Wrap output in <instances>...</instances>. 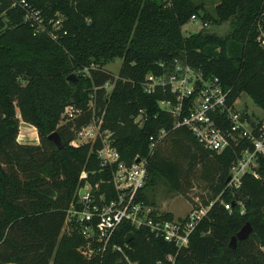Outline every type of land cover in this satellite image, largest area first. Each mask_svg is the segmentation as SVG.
<instances>
[{"label": "trees", "instance_id": "obj_1", "mask_svg": "<svg viewBox=\"0 0 264 264\" xmlns=\"http://www.w3.org/2000/svg\"><path fill=\"white\" fill-rule=\"evenodd\" d=\"M23 1L24 7L19 0H0V264H126L111 244H123L128 232L124 251L135 264H155L173 250L146 228L122 222L102 253L86 258L78 250L84 239L76 225L69 233L61 231L69 204L79 207L80 170L87 172L94 200L115 196L111 169L101 167L94 153L98 142H69L73 128L90 117L89 100L95 110H104L102 126L112 130L120 159L147 157L145 183L137 193L146 203V190L157 177L169 189L182 191L176 155L189 157L188 168L194 162L211 167L205 172L211 191L202 203L220 190L226 202L242 199L241 213L236 201L229 210L214 201L174 264H264V157L256 158L259 177L243 174L231 192L224 187L228 167L248 141L220 152L202 148L186 128H171L172 116L158 105L159 99H173L172 93L166 88L146 93L140 85L145 73L168 70L178 58L199 68L203 76H217L229 89L228 104L244 92L264 114V49L255 41V20L264 0H218L211 9L202 0ZM27 7L46 19L62 16L55 38L34 31V22L23 19ZM192 14L207 27L183 33L181 26ZM224 22L227 29L221 33L210 28ZM113 57L120 58L115 76L103 68ZM83 67L85 73L66 79ZM106 82L111 83L108 92ZM67 104L76 107L77 114L58 123ZM139 109L144 119L137 126L132 117ZM243 115L251 123L259 120ZM19 119L34 126L38 143L16 140ZM218 125L227 127L224 114ZM160 128L174 136L176 155L164 154L162 146L148 155V135ZM52 130L60 139L58 147L47 138ZM246 221L251 231L232 246L230 237Z\"/></svg>", "mask_w": 264, "mask_h": 264}, {"label": "built area", "instance_id": "obj_2", "mask_svg": "<svg viewBox=\"0 0 264 264\" xmlns=\"http://www.w3.org/2000/svg\"><path fill=\"white\" fill-rule=\"evenodd\" d=\"M18 3L23 7L26 5L23 0H19ZM263 14L264 10L255 20V41L262 49H264ZM42 18L38 10L28 7L23 14V19L34 22V27L39 31L46 28L41 22ZM47 20L52 25L54 21L57 22L50 33V37L55 38L57 35L55 30L61 27V19L48 17ZM189 20L198 22V28L207 27L206 21H201L193 14L190 15ZM159 65L162 63L159 62ZM140 85L146 93H152L156 88H166L172 93L173 99L169 97L159 99L158 105L172 116L171 128H186L202 148L220 152L225 147L237 145L244 139L248 141V144H244L231 161L224 187H228L232 192L240 184V178L245 173L255 178L259 177L255 167L256 158L264 157V114L259 120L254 119L251 123L243 115L242 110L226 102L229 89L220 83L217 76H203L199 68L173 58L170 69H163L157 74L145 73ZM88 106L91 109L89 119L73 128V137L69 142L73 145L81 143L92 145L98 142L94 153L101 167L111 169L109 181L115 196L108 200L98 196V200H94L90 193L91 185L86 181L87 172L84 169L80 170L78 180L82 182L78 183L76 188V202L79 207L73 202L69 204L61 230L69 233L72 226L76 225L84 239L80 252L89 258L102 253L120 223L127 222L136 228L144 227L154 237L162 239L173 248L172 251L165 253L163 258L157 259L155 264H174L176 254L187 247L189 235L206 215L212 203L218 201L229 210L231 202L221 198L222 190H220L207 203L198 202L192 205L184 215L162 217L161 213L149 203L137 197L138 190L145 183L147 157L135 154L130 162L120 159L118 151L112 144V130L102 126L104 110H95L91 100ZM63 109L62 122L73 118L78 111L72 104L63 106ZM221 114H224L228 121L224 129L218 125ZM143 119L141 109L132 117L137 126L142 124ZM166 134L167 130L160 128L155 134L148 135V155ZM234 201L240 204L241 213L242 199L234 197ZM125 246H127L126 241L123 244H111V248L120 254L126 264H135L125 253Z\"/></svg>", "mask_w": 264, "mask_h": 264}, {"label": "rangeland", "instance_id": "obj_3", "mask_svg": "<svg viewBox=\"0 0 264 264\" xmlns=\"http://www.w3.org/2000/svg\"><path fill=\"white\" fill-rule=\"evenodd\" d=\"M202 1L204 2V7H206V9H211L212 5L218 0H202ZM42 17L43 18L41 19V22H43L46 28L45 29L43 28L42 29L43 31L41 32H45L47 35L50 36L51 30H54L53 26L56 27L57 22L54 21L52 25V23H49L46 17L44 16ZM53 18L62 19V16L58 14L56 17ZM198 25H199L198 22L194 20H188L187 22L182 24L181 31L183 33H188L197 30ZM210 28H213L218 33H221L227 29V23L224 22L215 27L211 26ZM33 29L36 32H40L35 27ZM119 65H120V58L113 57L112 59L108 60L103 64V68L109 71L113 76H115ZM76 72L85 73L86 69L85 67H83L71 73H73L75 76ZM110 86L111 83L104 84V88L106 92L109 91ZM233 106L235 108L242 110L245 113L251 114V116L260 117L263 115L262 109L256 106L244 92H241L239 96L235 99ZM63 112L64 109L62 108V111L60 112L59 115L58 123L62 122L61 117L63 116ZM21 131L24 133L23 135L24 137H19V141L16 139L18 142L38 143V138L34 126L33 127L29 126V129L22 128ZM173 138L174 136L172 134H167L161 140V142L157 144V146H162L161 152L172 156L176 155L175 153L179 152L177 150V147L174 146L175 143L172 142ZM176 156L178 161H180V165H181L180 175H181L182 184L184 185L182 191L169 189L165 185L164 181L160 177H157L155 182L152 185H150V187L146 190V194L150 201L149 204L157 212L160 213L169 212L171 213L172 216H181L186 213L188 208H190L194 204H197L198 202L201 203V199L206 198L208 194H210L211 191L209 185L210 180L206 179L205 172L211 167L209 165L203 166L199 162H194L188 168L187 161L189 160V157H186L184 159L181 158L179 159V156L178 155ZM82 245L83 244H80L78 246L79 251Z\"/></svg>", "mask_w": 264, "mask_h": 264}, {"label": "water", "instance_id": "obj_4", "mask_svg": "<svg viewBox=\"0 0 264 264\" xmlns=\"http://www.w3.org/2000/svg\"><path fill=\"white\" fill-rule=\"evenodd\" d=\"M74 78V74L73 73H69L67 74L66 76V79H73ZM47 138L50 139L56 147L60 146L61 145V142H60V139L56 133L55 130H52L50 131L48 134H47ZM79 192L81 193L82 192V188L79 189ZM234 200L231 201V204L233 205L234 204ZM251 231V225L249 224V222H244L240 228L235 232V234L233 236L230 237L228 243L231 244L232 246L234 245V242H235V239H243V238H246L247 235L249 234V232ZM130 235H131V232H128L126 235H125V238L124 240L127 241L129 238H130Z\"/></svg>", "mask_w": 264, "mask_h": 264}, {"label": "crops", "instance_id": "obj_5", "mask_svg": "<svg viewBox=\"0 0 264 264\" xmlns=\"http://www.w3.org/2000/svg\"><path fill=\"white\" fill-rule=\"evenodd\" d=\"M29 126L30 127H33V125H31L30 123L28 122H25L21 119H19L18 121V132L16 134V139L19 141V137H24V133L21 131L22 128L24 129H29ZM22 139V138H21ZM21 141V140H20Z\"/></svg>", "mask_w": 264, "mask_h": 264}]
</instances>
